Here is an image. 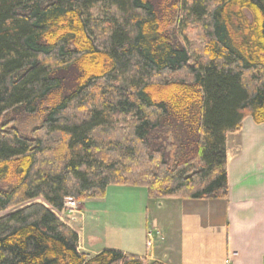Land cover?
<instances>
[{
	"label": "trees",
	"instance_id": "trees-1",
	"mask_svg": "<svg viewBox=\"0 0 264 264\" xmlns=\"http://www.w3.org/2000/svg\"><path fill=\"white\" fill-rule=\"evenodd\" d=\"M20 115L41 117L29 135ZM247 117L264 123V0H0V264H162L81 252L66 202L227 198Z\"/></svg>",
	"mask_w": 264,
	"mask_h": 264
},
{
	"label": "crops",
	"instance_id": "crops-1",
	"mask_svg": "<svg viewBox=\"0 0 264 264\" xmlns=\"http://www.w3.org/2000/svg\"><path fill=\"white\" fill-rule=\"evenodd\" d=\"M226 156L227 198L153 201L144 187L110 185L60 218L89 256L115 249L162 264H264V123L247 117L227 135Z\"/></svg>",
	"mask_w": 264,
	"mask_h": 264
},
{
	"label": "rangeland",
	"instance_id": "rangeland-1",
	"mask_svg": "<svg viewBox=\"0 0 264 264\" xmlns=\"http://www.w3.org/2000/svg\"><path fill=\"white\" fill-rule=\"evenodd\" d=\"M62 76L64 77L65 83L71 86L72 83H73L72 81L74 80V76H76V73H75V71L73 69H70V70H67V71L63 72ZM40 118L41 117H30V116H22V115H20V116L17 117L18 121L15 124V126L18 128V130L22 134L29 135L31 133V130L40 123V121H41ZM76 211L77 210L73 209L71 211L72 213H70L69 215H73ZM151 212H152L151 208H149V214H151ZM147 246L150 247L151 245H149V243L147 242Z\"/></svg>",
	"mask_w": 264,
	"mask_h": 264
},
{
	"label": "built area",
	"instance_id": "built-area-1",
	"mask_svg": "<svg viewBox=\"0 0 264 264\" xmlns=\"http://www.w3.org/2000/svg\"><path fill=\"white\" fill-rule=\"evenodd\" d=\"M78 207H79V202L78 201H74V200H69L66 202L65 204V209L63 210L62 213H66V214H70L72 213L71 211L73 209L75 210H78ZM159 234V230L158 228H150L148 231H147V242L149 243V245H152L154 239H155V236Z\"/></svg>",
	"mask_w": 264,
	"mask_h": 264
}]
</instances>
